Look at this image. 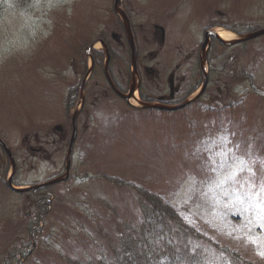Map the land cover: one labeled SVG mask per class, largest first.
<instances>
[{
	"label": "rangeland",
	"instance_id": "1",
	"mask_svg": "<svg viewBox=\"0 0 264 264\" xmlns=\"http://www.w3.org/2000/svg\"><path fill=\"white\" fill-rule=\"evenodd\" d=\"M113 2L0 0V137L17 160L18 186L54 175L52 163L30 158L25 138L31 136L34 146L32 135L45 136L58 124L69 128L71 110L80 101L70 106L68 98L80 79L75 72L85 69L86 47L109 40L118 28ZM123 2L136 27L148 28L141 39L151 38L154 24L166 26L165 49L173 62L202 43L206 29L238 35L264 28V0ZM213 50L218 56L209 65L207 97L174 113L132 110L109 90L101 69L95 70L85 87L88 103L81 118L75 177L54 189L65 199L47 216L40 215L38 224L37 203L3 189L11 166L0 148V264L9 253H29V248L41 253L45 264H57L53 253H83L82 241L68 240L67 231L46 230L61 226L64 217L116 245L122 228L139 225L142 191L161 197L190 229L201 232L209 243L199 246L207 263L264 264V169L250 162L254 154L264 155V36L232 48L216 43ZM120 51L110 71L115 81L122 67L130 66L129 51ZM104 58L99 55L100 66ZM216 101L222 106H214ZM252 141L260 144L252 148ZM54 158L56 168H64L66 149ZM204 160L209 161L206 166ZM34 163L40 168L31 170ZM206 168L208 179L203 181ZM244 171L257 176L236 178ZM185 172L192 175L191 186L179 191L175 188L180 181L175 180L177 175L182 180ZM233 173L235 179L230 178ZM194 181L199 183L191 188ZM80 206L97 213L99 207L107 212L110 206L111 211L105 220L94 212L86 219L76 214ZM30 223L43 230L36 241L23 235ZM181 241L185 247L186 240Z\"/></svg>",
	"mask_w": 264,
	"mask_h": 264
},
{
	"label": "trees",
	"instance_id": "2",
	"mask_svg": "<svg viewBox=\"0 0 264 264\" xmlns=\"http://www.w3.org/2000/svg\"><path fill=\"white\" fill-rule=\"evenodd\" d=\"M141 204V223L139 222L140 225L134 231L140 240L135 239L134 242L128 240V244L121 240L113 253L102 251L94 253V259L87 263H81L74 257L71 261L72 264H201L200 262L204 256L202 253H193L188 257L182 255L185 257L182 258L180 253L177 252L185 249L177 245L171 246L164 253H159V251H162L161 248L158 250L160 247L158 239L161 233L164 232V239H167L166 236H169L173 228L181 227V221L172 209L164 206L154 196L146 194ZM125 238L127 240V237ZM16 254L10 253L8 257L14 261ZM74 259L77 261H74ZM18 263L20 262L18 261ZM24 264H29V262Z\"/></svg>",
	"mask_w": 264,
	"mask_h": 264
},
{
	"label": "flooded vegetation",
	"instance_id": "3",
	"mask_svg": "<svg viewBox=\"0 0 264 264\" xmlns=\"http://www.w3.org/2000/svg\"><path fill=\"white\" fill-rule=\"evenodd\" d=\"M139 30V36L135 32L134 36L138 49L137 71L140 80V91L144 89L145 84L150 85V87L154 89L145 96V99L169 106L175 104V102H177L179 99L189 96L190 93H192L199 85V78L195 77L194 83L189 84L187 76L185 75V71L182 69L181 63H178L174 69H168L166 66H164V62L161 60L160 54L165 46L166 41L163 39V33L160 29H156L157 31L151 34L150 39H147L145 36L144 39L140 38V36L146 33V28L139 26ZM121 46L124 47L123 44ZM93 68L101 69L102 76L104 75L106 80L104 66L99 67V65L94 63ZM109 69L111 70V68ZM122 69L123 70H120L118 81H115L114 79L117 85L115 83L113 84L121 88H126L129 87V83L132 78L130 75V70H128L127 67L126 70L123 67ZM163 69H166L167 71H164ZM92 76L93 75L90 76L88 80L89 82ZM83 81L84 80L81 79V84ZM48 144L50 143L48 142ZM47 158L49 159L50 157Z\"/></svg>",
	"mask_w": 264,
	"mask_h": 264
},
{
	"label": "water",
	"instance_id": "4",
	"mask_svg": "<svg viewBox=\"0 0 264 264\" xmlns=\"http://www.w3.org/2000/svg\"><path fill=\"white\" fill-rule=\"evenodd\" d=\"M115 2H116V4H115V10H116V12L119 13V14L121 15V17H123V19H124L125 22H126V18H125L124 13L119 9V6H120V0H115ZM126 25H127V22H126ZM261 35H264V30L259 31V32H256V33H254V34H252V35H248V36L244 37L243 39H241L240 41H241V42H244V41H247V40H250V39H254V38H256V37H259V36H261ZM240 41H237V42H240ZM133 91H134V90H132V92H133ZM0 143L2 144L1 141H0ZM2 145H3V144H2Z\"/></svg>",
	"mask_w": 264,
	"mask_h": 264
},
{
	"label": "bare ground",
	"instance_id": "5",
	"mask_svg": "<svg viewBox=\"0 0 264 264\" xmlns=\"http://www.w3.org/2000/svg\"><path fill=\"white\" fill-rule=\"evenodd\" d=\"M217 33L219 37L224 41H231L232 39L235 38L234 34L224 29H218ZM96 47H99V45L97 44ZM132 104H136V102L132 100Z\"/></svg>",
	"mask_w": 264,
	"mask_h": 264
},
{
	"label": "snow or ice",
	"instance_id": "6",
	"mask_svg": "<svg viewBox=\"0 0 264 264\" xmlns=\"http://www.w3.org/2000/svg\"><path fill=\"white\" fill-rule=\"evenodd\" d=\"M231 179H235V174L233 173L232 176L230 177ZM243 186V184H241V187ZM262 190H264V185L261 186Z\"/></svg>",
	"mask_w": 264,
	"mask_h": 264
}]
</instances>
